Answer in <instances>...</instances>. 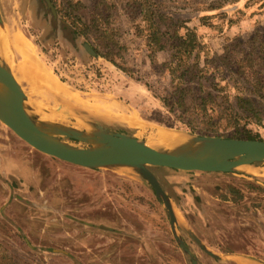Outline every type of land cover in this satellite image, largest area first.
Wrapping results in <instances>:
<instances>
[{"label": "rangeland", "instance_id": "374dc122", "mask_svg": "<svg viewBox=\"0 0 264 264\" xmlns=\"http://www.w3.org/2000/svg\"><path fill=\"white\" fill-rule=\"evenodd\" d=\"M157 1L169 14L194 24L204 14L214 15L216 27L199 29L212 55L223 52L225 43L236 36L264 33V9L245 7L247 0ZM0 7L11 27L32 39L39 58L59 80L63 81L57 69L68 80L85 83L84 89L70 82L65 85L98 104L97 110L87 108L117 117L133 113L161 126L190 130L159 99L169 87V76L160 63L151 62L146 42L137 48L133 44L127 55L130 64L137 63V80L104 58H88L84 38H78L76 50L59 27L53 31L57 23L44 0H0ZM111 23L125 26L118 10ZM36 97L49 102L45 95ZM2 124L6 133L0 134L5 143L0 149V252L27 264H192L151 186L118 170L85 167L43 153ZM249 127L264 139V128ZM152 169L175 200L182 223L208 248L264 261L263 171L253 176L245 171ZM183 235L200 264H258L231 255L218 259Z\"/></svg>", "mask_w": 264, "mask_h": 264}, {"label": "trees", "instance_id": "16d2710c", "mask_svg": "<svg viewBox=\"0 0 264 264\" xmlns=\"http://www.w3.org/2000/svg\"><path fill=\"white\" fill-rule=\"evenodd\" d=\"M89 1L52 0L57 10L55 15L48 6L57 23L53 31L59 27L75 47L78 38H84V49L89 45L95 52H86L88 58H104L137 80V63L130 64L127 55L133 44L137 48L146 42L151 62L160 63L169 76V87L159 99L171 112L178 113L191 131L226 136L234 129L229 136L262 139L249 125L264 128L263 32L248 38L236 36L225 43L223 52L212 55L205 34L199 30L202 25L217 26L213 25L212 14L202 15L199 24H194L191 19L169 14L162 1ZM248 6L264 9V0H247ZM117 10L124 18L122 28L111 23ZM56 73L64 82L86 88L85 83L68 80L58 69ZM185 114L188 119H184ZM0 264L27 263L0 252Z\"/></svg>", "mask_w": 264, "mask_h": 264}, {"label": "water", "instance_id": "95a60500", "mask_svg": "<svg viewBox=\"0 0 264 264\" xmlns=\"http://www.w3.org/2000/svg\"><path fill=\"white\" fill-rule=\"evenodd\" d=\"M44 1L56 15L52 0ZM12 31L0 7L2 123L43 153L85 167L118 170L151 186L157 198L165 205L173 233L192 264L200 262L184 239V233L218 259L226 260L223 256L231 255L264 264V261L249 256L220 254L208 248L192 229L182 223L175 200L152 169L162 166L182 171H245L254 176L264 170V165L256 164L264 162V139L200 134L139 118L148 127H165L184 133L190 137L191 144L172 147L151 143L147 138L136 136L137 129L115 115L95 112L56 91H49L45 84H24L26 88L20 84L11 69L14 57L18 55L11 43ZM86 47L95 54L89 45ZM37 94L50 95L57 102L56 106L41 101L36 97ZM178 225L183 228V232L178 231Z\"/></svg>", "mask_w": 264, "mask_h": 264}, {"label": "bare ground", "instance_id": "6f19581e", "mask_svg": "<svg viewBox=\"0 0 264 264\" xmlns=\"http://www.w3.org/2000/svg\"><path fill=\"white\" fill-rule=\"evenodd\" d=\"M11 43L13 48L20 56L11 64V69L15 78L20 84H45L49 91H56L63 96L74 100L86 107L97 110L98 104L85 99L78 91L65 85L57 76H55L42 62L37 54V46L32 39L17 29H13ZM24 86V85H23ZM26 88V86H24ZM46 102L53 101V98L46 94ZM48 102V103H49ZM108 108V107H107ZM125 124L136 128L135 135H145L147 139L154 144H163L166 146H188L190 137L179 131L165 127L153 128L143 124L137 115L119 114L118 117ZM142 131V132H141ZM145 131H150L145 133ZM191 144V143H190ZM264 172V170H263ZM241 260H245L241 258Z\"/></svg>", "mask_w": 264, "mask_h": 264}, {"label": "crops", "instance_id": "0c3cea01", "mask_svg": "<svg viewBox=\"0 0 264 264\" xmlns=\"http://www.w3.org/2000/svg\"><path fill=\"white\" fill-rule=\"evenodd\" d=\"M6 133V128L4 127V125L0 122V134ZM2 136L5 137V134H3ZM5 143L1 140L0 138V149H2V145H4Z\"/></svg>", "mask_w": 264, "mask_h": 264}, {"label": "flooded vegetation", "instance_id": "af4514ba", "mask_svg": "<svg viewBox=\"0 0 264 264\" xmlns=\"http://www.w3.org/2000/svg\"><path fill=\"white\" fill-rule=\"evenodd\" d=\"M75 49L78 50V46L75 47ZM85 49H86L87 51H86ZM85 49H84V50H85L87 53H90L91 55H93V53L90 52V51L87 49L86 45H85ZM94 59H95V58H94ZM0 122H1V121H0ZM1 123H2V122H1ZM2 146H3V145H2ZM198 235H199V234H198ZM199 237H200V236H199ZM200 238H201V237H200Z\"/></svg>", "mask_w": 264, "mask_h": 264}]
</instances>
